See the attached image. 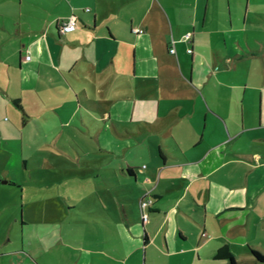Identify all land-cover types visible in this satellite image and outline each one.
Listing matches in <instances>:
<instances>
[{
    "label": "crops",
    "instance_id": "obj_1",
    "mask_svg": "<svg viewBox=\"0 0 264 264\" xmlns=\"http://www.w3.org/2000/svg\"><path fill=\"white\" fill-rule=\"evenodd\" d=\"M4 113L1 137L56 117L67 140L0 264H264V0H0Z\"/></svg>",
    "mask_w": 264,
    "mask_h": 264
},
{
    "label": "rangeland",
    "instance_id": "obj_2",
    "mask_svg": "<svg viewBox=\"0 0 264 264\" xmlns=\"http://www.w3.org/2000/svg\"><path fill=\"white\" fill-rule=\"evenodd\" d=\"M51 93L52 94H50L49 97L48 95L44 96L46 101H51L53 98L58 99V95L55 91L52 90ZM31 107L36 110L39 109L41 105L39 101H36L31 104ZM11 110H13V112L17 115H23L14 106H12ZM15 114H2V117H0V127L3 125L8 128L11 127L12 122L17 120L13 118L15 117ZM5 115L6 118L4 119ZM58 121L59 120L56 117L49 120L41 118L31 122L28 126L21 127L23 133L19 132L20 129L18 128L17 131L14 132L7 131L8 136H6V138L2 135L4 132L1 133L2 137L0 136V139L4 140L5 143H2L3 146L0 147V174L2 173V169L6 167L9 171L8 176L12 178L11 180L13 181L11 184L0 183V197L5 199V202L7 203L6 207L3 208V212L0 214L1 223L4 224L7 223L6 221L11 220L13 214L11 212H15L21 204L24 205L25 210L27 211L28 202H26V199L29 196L28 194H30V196L33 195L32 199L36 200L34 208L37 207V212L39 211L38 205L44 204L43 201H40L42 200L40 196H42L41 194L44 192L42 178L47 177V179H49L50 176L46 170L52 169L55 166L51 165L47 168L46 164L50 162L59 163L61 158L60 153L52 154V157L50 158L49 154L55 151L52 142L57 140V143L60 144L67 140L64 135L60 136L59 132H57ZM77 139L80 138H74V140ZM49 144L52 145L53 150L48 147ZM22 158L27 159V166H21ZM45 158L46 161L44 163L43 160ZM32 175L33 177H38L41 180L39 181L38 186H36L35 182L29 180ZM21 178H24L26 182H23L22 185L19 186L17 182H21ZM48 184L50 188L55 187L54 183L50 182V180H48ZM53 192L55 191L53 190ZM58 192H60V189ZM57 198L60 199L59 197ZM21 200H23L24 203L23 201L21 202ZM11 201H13L14 204H10ZM3 203L4 202L0 200V205ZM62 207L63 209L65 208L64 205ZM37 212L36 215H38ZM24 234H31L28 227H24ZM27 240L28 239L26 238L25 241Z\"/></svg>",
    "mask_w": 264,
    "mask_h": 264
},
{
    "label": "trees",
    "instance_id": "obj_3",
    "mask_svg": "<svg viewBox=\"0 0 264 264\" xmlns=\"http://www.w3.org/2000/svg\"><path fill=\"white\" fill-rule=\"evenodd\" d=\"M58 31H59V28H58ZM13 104L25 115L23 107L18 98L13 99ZM250 252L253 255L254 259L259 260V261H264V255L258 250L250 249ZM213 257L215 259H228L229 264H239L238 261L234 258L233 254L230 252V250L225 245L219 247L214 253Z\"/></svg>",
    "mask_w": 264,
    "mask_h": 264
},
{
    "label": "built area",
    "instance_id": "obj_4",
    "mask_svg": "<svg viewBox=\"0 0 264 264\" xmlns=\"http://www.w3.org/2000/svg\"><path fill=\"white\" fill-rule=\"evenodd\" d=\"M58 28H59V32L60 33H65V32H69V31H72L76 28V23H75V17L74 16H71L69 17L66 21H61L58 25ZM171 53L174 52V48H170L169 49ZM150 200L148 199H145L144 197H142L140 200H139V206H140V209H141V219L142 221H146L147 220V213L144 211V208L146 206H148Z\"/></svg>",
    "mask_w": 264,
    "mask_h": 264
},
{
    "label": "water",
    "instance_id": "obj_5",
    "mask_svg": "<svg viewBox=\"0 0 264 264\" xmlns=\"http://www.w3.org/2000/svg\"><path fill=\"white\" fill-rule=\"evenodd\" d=\"M6 180H3V182H5Z\"/></svg>",
    "mask_w": 264,
    "mask_h": 264
}]
</instances>
